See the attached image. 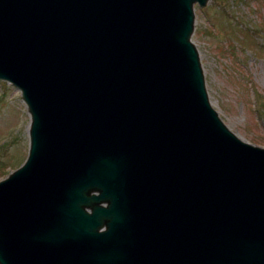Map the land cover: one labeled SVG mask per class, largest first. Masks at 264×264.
Here are the masks:
<instances>
[{"label":"water","instance_id":"95a60500","mask_svg":"<svg viewBox=\"0 0 264 264\" xmlns=\"http://www.w3.org/2000/svg\"><path fill=\"white\" fill-rule=\"evenodd\" d=\"M207 1L0 0V81L31 118L0 264H264V149L190 41Z\"/></svg>","mask_w":264,"mask_h":264},{"label":"rangeland","instance_id":"374dc122","mask_svg":"<svg viewBox=\"0 0 264 264\" xmlns=\"http://www.w3.org/2000/svg\"><path fill=\"white\" fill-rule=\"evenodd\" d=\"M193 10L190 41L211 107L239 140L264 149V0H208ZM30 123L18 89L0 81V181L25 162Z\"/></svg>","mask_w":264,"mask_h":264},{"label":"trees","instance_id":"16d2710c","mask_svg":"<svg viewBox=\"0 0 264 264\" xmlns=\"http://www.w3.org/2000/svg\"><path fill=\"white\" fill-rule=\"evenodd\" d=\"M261 29H264V25L261 27ZM252 42V41H251Z\"/></svg>","mask_w":264,"mask_h":264},{"label":"bare ground","instance_id":"6f19581e","mask_svg":"<svg viewBox=\"0 0 264 264\" xmlns=\"http://www.w3.org/2000/svg\"><path fill=\"white\" fill-rule=\"evenodd\" d=\"M19 91V90H18ZM20 92V91H19ZM20 94H21V92H20Z\"/></svg>","mask_w":264,"mask_h":264}]
</instances>
